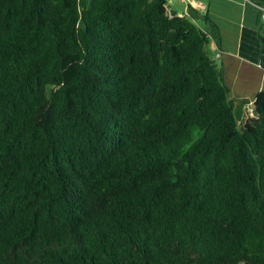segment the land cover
Returning a JSON list of instances; mask_svg holds the SVG:
<instances>
[{"label":"trees","instance_id":"1","mask_svg":"<svg viewBox=\"0 0 264 264\" xmlns=\"http://www.w3.org/2000/svg\"><path fill=\"white\" fill-rule=\"evenodd\" d=\"M167 5L0 0V264H264V87Z\"/></svg>","mask_w":264,"mask_h":264},{"label":"crops","instance_id":"2","mask_svg":"<svg viewBox=\"0 0 264 264\" xmlns=\"http://www.w3.org/2000/svg\"><path fill=\"white\" fill-rule=\"evenodd\" d=\"M179 1L180 7L172 8L177 14H185L187 5L191 4L198 11L197 21L203 29L210 30L209 23L202 20L201 14L204 12H208L210 18L218 24L221 46L212 37L210 45L216 49L215 53H221L219 61L224 69L225 81L230 91H234L233 96L253 100L256 92L264 87V68L259 65L260 12L256 5L250 0Z\"/></svg>","mask_w":264,"mask_h":264},{"label":"rangeland","instance_id":"3","mask_svg":"<svg viewBox=\"0 0 264 264\" xmlns=\"http://www.w3.org/2000/svg\"><path fill=\"white\" fill-rule=\"evenodd\" d=\"M189 0H185V2H188ZM166 2H167V9L168 8H173V7H175V9H178L180 6H179V4H181L180 3V1L179 0H166ZM169 12V11H168ZM199 22L200 23H203V21H201V20H199ZM210 41H211V38H210V40L208 41V43H207V45H206V48H207V50H208V52L212 55V56H214L215 55V48H212L211 47V45H210ZM217 62L219 63V66L221 67V69L223 70V72H224V69H223V66L222 65H220V61H219V59H217ZM230 74H231V71H230ZM232 93V96L233 95H235L234 94V91L232 92H230V94ZM248 105V104H247ZM247 105H246V107L244 108V116L246 117L247 115H248V112H247Z\"/></svg>","mask_w":264,"mask_h":264},{"label":"built area","instance_id":"4","mask_svg":"<svg viewBox=\"0 0 264 264\" xmlns=\"http://www.w3.org/2000/svg\"><path fill=\"white\" fill-rule=\"evenodd\" d=\"M260 12V16H261V20L262 22L264 23V6L262 5H259V6H256ZM221 56V53L220 51H217L214 55V58L217 60L219 59ZM247 112H248V116H252L253 115V106H252V100L250 101V103H248L247 105Z\"/></svg>","mask_w":264,"mask_h":264},{"label":"bare ground","instance_id":"5","mask_svg":"<svg viewBox=\"0 0 264 264\" xmlns=\"http://www.w3.org/2000/svg\"><path fill=\"white\" fill-rule=\"evenodd\" d=\"M254 103V102H253Z\"/></svg>","mask_w":264,"mask_h":264}]
</instances>
